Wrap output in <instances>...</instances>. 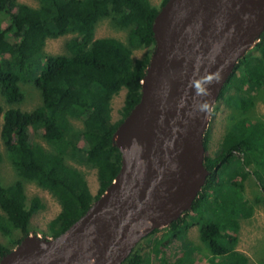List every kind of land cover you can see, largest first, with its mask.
I'll return each instance as SVG.
<instances>
[{
    "label": "trees",
    "instance_id": "16d2710c",
    "mask_svg": "<svg viewBox=\"0 0 264 264\" xmlns=\"http://www.w3.org/2000/svg\"><path fill=\"white\" fill-rule=\"evenodd\" d=\"M35 1L36 8L18 0H0V94L10 106L0 105L1 136L19 177L11 186L2 185L4 155L0 153V234L11 239L9 245L0 241V262L37 233L32 219L46 209L39 197L28 202L27 182L49 191L59 202L60 213L43 233L46 239H56L116 180L123 158L115 135L142 98V82L155 47L153 24L169 0H163L161 8L150 0ZM106 19L127 32L126 42L96 39L97 26ZM69 35L73 37L66 42V55L45 52L48 40ZM140 49L147 52L135 58L134 51ZM25 85L41 96V104L30 111L16 108L26 100ZM122 92L121 119L114 122L113 102ZM248 97L253 99L252 108L264 100V32L240 60L218 99H227L230 107L236 104L242 118L233 117L232 133L216 154H206L209 176L192 208L147 235L142 240L146 247L140 243L124 264L154 260L192 264L197 248L192 247L189 231L194 227L210 255L208 264H249V257L238 248L237 234L242 221L254 215V207L264 205V177L259 172H264V123L253 118L250 124ZM210 130L211 126L205 134L207 151ZM36 134L51 148L35 142ZM70 162L96 171V194L87 174ZM252 177L261 190L254 202L245 194Z\"/></svg>",
    "mask_w": 264,
    "mask_h": 264
},
{
    "label": "water",
    "instance_id": "95a60500",
    "mask_svg": "<svg viewBox=\"0 0 264 264\" xmlns=\"http://www.w3.org/2000/svg\"><path fill=\"white\" fill-rule=\"evenodd\" d=\"M153 32L142 98L116 132V180L64 234L26 237L0 264H124L192 208L209 176L208 117L261 39L264 0H169Z\"/></svg>",
    "mask_w": 264,
    "mask_h": 264
},
{
    "label": "rangeland",
    "instance_id": "374dc122",
    "mask_svg": "<svg viewBox=\"0 0 264 264\" xmlns=\"http://www.w3.org/2000/svg\"><path fill=\"white\" fill-rule=\"evenodd\" d=\"M20 3L27 4L31 7H38V2L35 0H18ZM150 2L156 6L161 8L163 0H150ZM73 36L69 35L60 39H51L47 41L45 52L49 55H66V42L70 40ZM106 37H114L118 38L124 42L127 40V32L123 30L117 29L111 22L110 19L102 20L96 29V39L97 38H106ZM154 51V49H153ZM146 50H135L134 56L135 58L143 57ZM153 53V52H152ZM23 91L26 94V100L22 105L16 106V108H20L23 111L31 109H35L37 106L41 104V96L39 91L30 85L22 86ZM262 92V90L257 91ZM257 99V98H256ZM124 100V93L122 92L120 96L116 97L113 102V121L118 122L121 119V115L119 114V110L121 109L122 103ZM246 104L249 107V112L247 113V117L250 119V124H253V118H256L258 121L264 123V100H259L255 103V106L252 108L251 102L253 99L248 97L246 99ZM229 101L225 99L224 101L217 102L214 109L210 112L208 128L211 126L209 144L207 155H214L220 149L222 143L226 139L229 132L233 131V117L234 118H242V112L238 109L236 104H232L230 107ZM0 105L4 109H8L10 106L7 105L5 99L0 94ZM217 111L215 112L216 107ZM244 116V118L246 117ZM256 121V120H254ZM75 125L81 127V123H77L73 121ZM3 120L0 119V153L4 155V161L1 164V182L5 187L11 186L14 182H16L19 177L17 172L15 171L13 165L8 160L6 154V148L2 140L1 136V128H2ZM207 128V129H208ZM207 131V130H206ZM206 134V132H205ZM117 140V139H116ZM34 141L38 144H41L46 149H50L51 147L44 141V139L40 136V134L34 135ZM264 157V155H263ZM72 166H76L73 162L69 163ZM81 169L83 172L87 174L90 186L94 194L98 191V182L96 177V171L88 168L87 166H76ZM259 172L264 177V172L259 169ZM261 190L260 187L256 184L255 179L252 177L246 183V197L251 201H256L257 197L260 195ZM26 194L28 197V202L34 197L41 198L43 204L46 206V209L43 211H39L36 213L32 219V228L37 233H32L31 237H36V239L40 240H52L46 239L44 237V232L48 230V226L50 222L60 213L61 206L57 199L47 190L42 189L35 183H26ZM254 215L252 218L248 220H244L241 223V230L237 234L239 237V245L238 248L250 256L249 264H264V205H256L254 207ZM1 213V209H0ZM15 233L19 234V232L15 231ZM16 234V236H17ZM161 234V233H160ZM161 236V235H159ZM190 240L194 243L193 248H197L196 255L192 259L194 264L198 262L199 264H208L210 255L206 250V246L201 243L199 238L198 228L194 227L189 231ZM0 241L4 244L9 245L11 239L3 237L0 234ZM142 246L146 247L147 242L141 241ZM139 243V244H140ZM138 244V245H139ZM197 246V247H196ZM201 247V248H200ZM149 250V248H147ZM153 258V257H152ZM204 259V260H203ZM155 262V263H154ZM210 262V261H209ZM152 264H159L158 260H154Z\"/></svg>",
    "mask_w": 264,
    "mask_h": 264
},
{
    "label": "crops",
    "instance_id": "0c3cea01",
    "mask_svg": "<svg viewBox=\"0 0 264 264\" xmlns=\"http://www.w3.org/2000/svg\"><path fill=\"white\" fill-rule=\"evenodd\" d=\"M240 250V249H239ZM241 251V250H240ZM242 252V251H241ZM244 253V252H243ZM244 254H246V253H244ZM247 255V254H246ZM248 257H249V259H250V256L249 255H247Z\"/></svg>",
    "mask_w": 264,
    "mask_h": 264
},
{
    "label": "bare ground",
    "instance_id": "6f19581e",
    "mask_svg": "<svg viewBox=\"0 0 264 264\" xmlns=\"http://www.w3.org/2000/svg\"><path fill=\"white\" fill-rule=\"evenodd\" d=\"M111 103H112V102H111ZM118 137H119V135L117 134V135H116V139H118Z\"/></svg>",
    "mask_w": 264,
    "mask_h": 264
}]
</instances>
